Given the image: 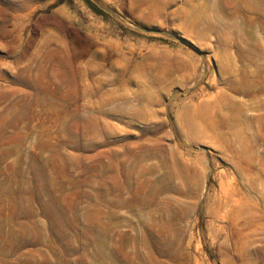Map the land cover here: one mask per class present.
Here are the masks:
<instances>
[{"label": "rangeland", "instance_id": "rangeland-1", "mask_svg": "<svg viewBox=\"0 0 264 264\" xmlns=\"http://www.w3.org/2000/svg\"><path fill=\"white\" fill-rule=\"evenodd\" d=\"M142 263L264 264V0H0V264Z\"/></svg>", "mask_w": 264, "mask_h": 264}, {"label": "bare ground", "instance_id": "bare-ground-1", "mask_svg": "<svg viewBox=\"0 0 264 264\" xmlns=\"http://www.w3.org/2000/svg\"><path fill=\"white\" fill-rule=\"evenodd\" d=\"M192 122H195V121H192ZM118 166L119 165H117V163H116V154L114 153L113 150H111V153H110L111 183H110V187H109L111 199L109 198L110 203H109V213H108L109 233L111 235L110 236L111 238H113V234H114L115 228L117 226V222H116L117 214H116V211L114 209L116 203H115L114 197H113L114 192L116 190L115 189V181H116L115 176H116V172L117 173L119 172L120 175H122V176H123V172H124L123 167L122 166L118 167ZM118 181H119V178H118ZM186 182H188V181H186ZM192 182H194V181L192 180ZM188 184L189 183H187V185ZM163 187L164 186L162 184V181L159 178H155V179L153 178V180L147 178L146 180H144V182L141 186L140 199H139L141 208L144 211H149V210L155 211L156 210V203H157L158 194H159V192H161V191L163 192L166 190V188L165 187L163 188ZM219 208L222 209V214H221L222 219L231 223L232 226L236 227V231L241 228V227L240 228L238 227L239 225H241V222L246 221V216L248 215V212L250 210V206L246 202V199L241 195V191L239 190L238 186L233 182H229L226 185V187L223 189L222 200L220 202ZM170 218H171L170 221L173 222L174 218H175V214L171 213ZM117 251H118V247L116 248L112 244L111 255H117ZM142 257L144 258V256H142ZM136 258H139V257H136ZM147 260L149 262V258Z\"/></svg>", "mask_w": 264, "mask_h": 264}, {"label": "water", "instance_id": "water-1", "mask_svg": "<svg viewBox=\"0 0 264 264\" xmlns=\"http://www.w3.org/2000/svg\"><path fill=\"white\" fill-rule=\"evenodd\" d=\"M188 92H189L188 89H185V90L178 89L175 93H179V94H181V95H186V94H188ZM173 96H174V95H171V96L169 97V99H168L167 102H170V101L173 99ZM192 150H194V151H199L200 149H199V148H195V147H193Z\"/></svg>", "mask_w": 264, "mask_h": 264}]
</instances>
